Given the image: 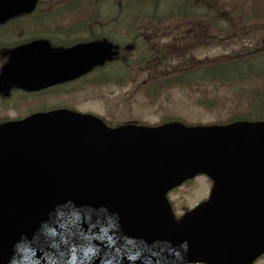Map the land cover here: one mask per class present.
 Listing matches in <instances>:
<instances>
[{
    "label": "water",
    "instance_id": "1",
    "mask_svg": "<svg viewBox=\"0 0 264 264\" xmlns=\"http://www.w3.org/2000/svg\"><path fill=\"white\" fill-rule=\"evenodd\" d=\"M36 2L0 0V22L32 10ZM114 53L107 42L53 49L36 67L37 73L50 71L36 77L43 85L63 81L104 63ZM60 116L57 111L26 120L22 124L27 130L17 129L10 145H0V264H72L73 251L74 264H129L131 257L121 253L145 252L141 244L145 237L133 222L121 223L122 233L113 234L110 212L115 197L123 204L132 203L141 217L147 208L143 199L161 210L166 191L199 171L215 179L220 196L229 187H264V122L127 125L115 130L99 124L85 151L71 128H84L89 119L75 115L58 125ZM46 118L42 126L37 121ZM10 137L7 131L0 142ZM242 193L246 192L232 191V195ZM250 193L264 201V189ZM159 219L151 231L159 247L167 249L155 248L149 264H181L193 255L194 245L188 242L195 240L184 225L173 228L167 215ZM102 222L105 226L99 227ZM72 243L76 247L70 250ZM89 247L93 251L85 256Z\"/></svg>",
    "mask_w": 264,
    "mask_h": 264
},
{
    "label": "rangeland",
    "instance_id": "2",
    "mask_svg": "<svg viewBox=\"0 0 264 264\" xmlns=\"http://www.w3.org/2000/svg\"><path fill=\"white\" fill-rule=\"evenodd\" d=\"M255 1L258 7L264 5V0ZM94 3H96L95 0H52L48 15L57 13L58 15L56 17H60V12H62L68 16L62 20V29L52 28L48 32L51 35H58L64 32L78 33V27L81 32L77 37H86L88 33H96L93 29L85 32L82 26L91 20L93 14L91 9ZM110 3L111 0H107V6ZM124 3L125 0H113L114 7L117 5L120 7L121 5L124 8ZM113 10H111L110 14ZM262 12H264V9ZM16 22L11 23L12 25L9 24L10 27L23 26V22ZM108 30H112V27L103 28L100 32L103 33V31ZM37 31L39 30L37 29ZM262 31H264V28L256 29V32L248 36L250 42H246V40H234L232 43H225L226 41H223L221 44H215L217 41H213L211 45H207L208 47L198 48L193 53L197 52L196 55L200 57H216L229 52L237 53L239 50L246 48L247 44L255 46L257 44L256 42H259V38L264 37V33H260ZM37 33H44V31L42 30ZM199 46L201 45H197L196 47ZM111 72L112 70H106L105 72L98 71L78 84L66 88L65 91H62L63 93L54 92L42 100H38L37 97L19 99L17 101L14 99L0 100V116L9 113L14 114L18 110L24 111L33 106L60 104L64 102L73 105L76 109L94 112L104 117L110 123L138 120L153 124L158 123L164 117H176L187 123L210 124L222 123L236 113H240L241 116L248 115V113L251 114L253 111L256 113H264L262 109L259 110L257 98L252 101V98L258 93V90L264 87V78H259L253 81L252 84H248L254 92L252 96L250 95L252 91H244L241 94L237 93L235 95L231 92V89H228L227 85L220 86L214 91L212 90L213 85L210 81L205 82L201 86L202 89H205L203 93L202 91L181 89L179 87H171L167 90L159 91L152 88L149 93L154 96H151L145 94L144 90L149 82L144 83L140 88L137 87L141 85V80L144 75L140 76L138 80L126 83L125 85H113L111 83L100 84L96 80L99 75L105 78ZM249 98H251L250 102ZM11 105L17 106L16 108H11ZM209 184L206 178H197L195 182L184 185V187L172 192L170 198L178 208L182 204L191 206L205 196ZM260 264H264V260Z\"/></svg>",
    "mask_w": 264,
    "mask_h": 264
},
{
    "label": "trees",
    "instance_id": "3",
    "mask_svg": "<svg viewBox=\"0 0 264 264\" xmlns=\"http://www.w3.org/2000/svg\"><path fill=\"white\" fill-rule=\"evenodd\" d=\"M110 1V0H109ZM120 1V0H117ZM179 2L178 0H171L170 13H173L174 4ZM181 0L179 18H182L187 10H191L192 7L198 8L203 6L208 14L212 12L211 20L215 26V30L212 34L206 33V39L208 42L217 41L215 44H219L222 40L219 39L217 32L223 33L218 25V21H223L228 25V28H234L238 18L241 21L247 20L251 16L244 18L243 11H250L247 8V0ZM155 1H153L154 3ZM159 0H156L155 5L159 6ZM144 0H125V7L121 5L114 7L113 0L109 6H107V0H96V11L100 10H112L113 13L108 17L102 16L101 22L96 19V25L106 27H112V30L96 32V36H104L110 39L112 42L118 45L120 55L115 61V68L123 70L122 74L118 72V83L126 81H136L139 75L148 74L146 82H149L144 88L145 92L149 93L152 88L156 91L167 90L171 87H179L181 89H194L195 91H205L201 86L207 81L212 83V90L216 91L220 86L227 85L228 89L235 95L241 94L244 91H252V88L248 84H252L253 81L264 77V48L254 49L243 53L241 56L228 55L217 56L210 60H196L187 61L183 59L181 63L177 65L170 64L169 58H164L160 54V46H148L150 30L155 28L154 24L159 20V16L152 17L155 13L149 12L143 9ZM127 6V7H126ZM187 6V8H185ZM191 7V8H189ZM125 10H130L126 12ZM218 16L216 13L218 12ZM214 13V14H213ZM170 20L175 19L174 16H168ZM196 18H199L196 17ZM208 19V17H207ZM163 20V19H162ZM209 20V19H208ZM152 21V22H151ZM149 24L151 27H146L145 24ZM163 22H160L158 28L165 29L169 26H163ZM163 26V27H161ZM227 27V26H226ZM204 32H207L209 28L204 26ZM151 34H155L154 32ZM122 36V37H120ZM218 38V40H216ZM132 43L134 48L127 50L125 45ZM252 91L250 95L252 96ZM257 98L259 110L264 111V87L260 89V93L255 94L252 101ZM251 98H249L250 102ZM252 116L257 118H263L264 113L252 112L248 115L235 114L230 117V120L235 119H248Z\"/></svg>",
    "mask_w": 264,
    "mask_h": 264
},
{
    "label": "snow or ice",
    "instance_id": "4",
    "mask_svg": "<svg viewBox=\"0 0 264 264\" xmlns=\"http://www.w3.org/2000/svg\"><path fill=\"white\" fill-rule=\"evenodd\" d=\"M75 247H76V245L74 243H72L70 245V250H73ZM84 251H85V256H87V253L93 251V249L91 247H89V248L85 249ZM75 260H76V256H75V253L73 251L72 252V264H74Z\"/></svg>",
    "mask_w": 264,
    "mask_h": 264
},
{
    "label": "flooded vegetation",
    "instance_id": "5",
    "mask_svg": "<svg viewBox=\"0 0 264 264\" xmlns=\"http://www.w3.org/2000/svg\"><path fill=\"white\" fill-rule=\"evenodd\" d=\"M15 93V92H14ZM11 94H7L6 96H10ZM31 95V93H29V95L28 96H30Z\"/></svg>",
    "mask_w": 264,
    "mask_h": 264
}]
</instances>
